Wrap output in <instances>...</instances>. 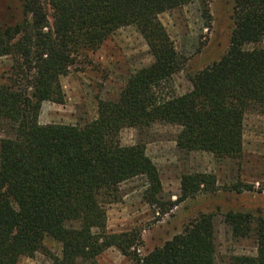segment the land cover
Wrapping results in <instances>:
<instances>
[{
	"label": "trees",
	"instance_id": "trees-1",
	"mask_svg": "<svg viewBox=\"0 0 264 264\" xmlns=\"http://www.w3.org/2000/svg\"><path fill=\"white\" fill-rule=\"evenodd\" d=\"M197 2L203 0H18L0 11V59L12 63L0 79V264L38 254L54 264H96L111 249L131 264H218L213 215L199 216L145 256L142 229H108L107 205L134 179H145L144 198L161 215L177 206L164 201L146 144L122 145L124 130L175 127L180 153L242 161L247 116H264V48H246L264 42V0H234L228 50L189 75L191 91H174L188 58L160 16ZM203 18L211 28L208 4ZM128 27L137 28L153 64L132 74L117 99L97 97L93 121L42 125L45 103L66 102L62 79L93 67L105 43ZM255 189L239 180L226 190L242 195ZM217 192L216 176L184 174L178 203ZM258 192L264 193V175ZM225 222L234 239H254L257 249L256 256H234L230 263L264 264V217L230 212ZM48 239L60 245L61 257L47 249Z\"/></svg>",
	"mask_w": 264,
	"mask_h": 264
},
{
	"label": "rangeland",
	"instance_id": "rangeland-1",
	"mask_svg": "<svg viewBox=\"0 0 264 264\" xmlns=\"http://www.w3.org/2000/svg\"><path fill=\"white\" fill-rule=\"evenodd\" d=\"M18 0H0V11ZM204 4H208L212 16L211 28L203 18ZM234 0H203L160 16L162 24L179 49L188 58L183 73L175 77L172 87L177 95L192 90L188 80L203 69L219 62L230 45L233 31ZM203 46V50L199 49ZM263 47L264 42L247 46V49ZM96 64L79 73L62 79L66 96L64 105L45 103L41 110L42 125H84L97 117V97L115 100L121 94L129 77L153 64L150 50L136 27H128L115 33L94 56ZM10 60L0 59V79L10 69ZM97 66V67H96ZM245 155L242 161H220L205 153L183 154L177 150L179 129L157 125L141 134L127 129L120 135L123 146L143 142L147 155L160 173L164 201L177 206L168 215L151 206L144 198L147 190L145 179L138 178L119 188V201L107 205L108 229L120 234L139 228L143 232L142 256L164 245L201 215H213L218 247V264H231L234 256H256L254 239L236 240L226 225L225 216L230 213L252 214L264 217V193L260 183L264 175V116L249 115L245 123ZM206 173L216 176L218 192L201 194L195 199L178 203L181 197V179L184 174ZM254 185L255 192L242 195L226 190L238 181ZM46 247L55 257H61V247L51 239ZM19 264H54L51 256L38 254L34 259L24 258ZM96 264H131L120 251L111 249L99 257Z\"/></svg>",
	"mask_w": 264,
	"mask_h": 264
}]
</instances>
